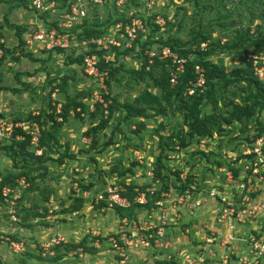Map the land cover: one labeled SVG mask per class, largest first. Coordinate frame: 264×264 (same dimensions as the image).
<instances>
[{"label": "rangeland", "instance_id": "374dc122", "mask_svg": "<svg viewBox=\"0 0 264 264\" xmlns=\"http://www.w3.org/2000/svg\"><path fill=\"white\" fill-rule=\"evenodd\" d=\"M185 2L183 3V0L157 1V10L165 13L168 18L173 20L177 16H182L181 19H183L184 27L181 28L182 33L178 35H181L184 40L190 37L189 34L192 28L209 33L212 39L220 38L221 40L230 38L234 35L235 30H241L247 25L253 31L256 24L262 23L264 30L263 17H259L258 15L262 7L261 0H189V2ZM142 3L143 0H137L133 3V7L138 6L143 8ZM181 4L185 5L184 11L178 10ZM8 5L9 3L0 1V49L2 51V58H4L0 69V86L22 90L20 93L7 89L0 90V113L3 114L1 118L4 120L10 122L23 121L29 112H41L45 115L50 111V106L53 104L57 106L58 103L56 101L59 104L64 102V94L60 90H56L50 97L47 94L51 86L48 81L54 78V76L57 79L66 77L68 94L70 96L79 95L81 98L89 101V104L91 101L94 102L98 99H102L101 101H103L100 95L102 91L104 93L108 91L110 97L113 96L121 102L134 103L141 96L143 90H148L151 94L156 95L158 98L157 103L163 104L161 101V90L152 85L151 79H146L145 81L141 79L139 82H136L127 77H122L125 72L119 70L117 74L119 80L113 82L109 89H105L103 77L101 78L99 75L88 76L84 73L82 64L76 62L69 64L66 62L78 58L80 52H83V48L73 46L69 50L59 52L56 48L48 50L43 43H39L33 39V34L39 29H49L51 27L50 23L59 22L61 10L64 6L60 7L57 4V10L43 13L36 11L31 6V3H28V7L17 6L9 12L7 11ZM203 6L205 7L203 8ZM120 9L125 13V10L129 8L125 6V10H123V6ZM122 12L113 6L111 0H105L102 6H89L86 18L90 24H96L97 27L102 26V24L109 26L110 16L114 17ZM175 13L177 15H174ZM250 13H254V17H249ZM218 18H220V21ZM6 20L25 26L26 30L22 33L25 44H22V46L18 45L15 29L7 26ZM107 34L110 37L116 34L112 26L108 29ZM158 35L153 36L157 37ZM165 35L164 30H162V36ZM202 45L204 46L205 44ZM21 50L29 52L35 60L21 56ZM4 51L6 54H4ZM108 57L112 59L113 54H110ZM212 58L214 61L222 62L227 68L231 64L233 65V60L229 54L217 53ZM236 62L238 64V61ZM117 64H122L126 68H137L139 60L128 54L120 55L118 56ZM17 72H21L18 75L19 81L15 77ZM27 72L35 73L32 76H28ZM154 74H157V69L154 70ZM91 91L93 97H87ZM226 94L228 98L236 100H239L243 96V92L234 86H230ZM95 95H98V99L95 98ZM138 103H143V101L139 100ZM104 105L106 104L104 103ZM91 107L94 108L93 105ZM57 109H59V105ZM203 110L204 112L210 111V107L207 106ZM221 110L224 109L221 108ZM122 116L118 112L114 113L107 122V125L103 129L98 130L96 134L97 143L93 145V148H89L91 146V137L84 135V133L89 125L96 126L99 122L98 118L93 121L88 119L77 120L70 115L62 126L56 130L58 143L61 145L67 144L73 157L67 158L66 163L62 165H57L53 161L41 164L40 171L45 166H47L48 170L46 168V174L36 179V189L34 191L29 189V183L24 181V179H20L19 184L22 190H13L7 193V195H10L8 199L9 204L6 205L4 203L3 206H0V264H70L76 259L72 264H84V248H86L84 246H81L83 250H76L75 253L71 254L72 256L70 255V258L68 256V259L61 261L62 263L53 259L59 256L58 252L68 248L63 244H73L78 241L84 242L85 246H87V242L88 244L92 242L91 246L94 247L100 244L102 252L107 254L111 252L110 257L117 254L110 246V237L113 235L99 233V227L97 226L98 228H96V225L101 223L100 214H102L108 218L105 222L106 226L113 227V225H118L119 229L117 230L120 231L123 216L120 217L118 213V217L115 218L118 220L116 222L113 219L116 211L110 209H105L107 212L95 210L91 206L92 204H90L92 197L94 195L98 196L100 191L109 183L120 186H123L126 182L136 183L138 184L137 188H139L148 182V186L155 190V185H150V179L141 176L136 177V173L139 172L136 169L138 167L140 170H145L143 168V166H146L145 160L147 162L154 161V155L158 153L156 145L158 144L160 134L166 135L171 131L176 132L182 127L181 116L173 109L169 110L165 117L157 116L155 118L123 120ZM138 122L144 123L143 128L140 130L136 127ZM161 122L164 124V128L158 131L157 128ZM258 122L264 125V110L260 113L257 111L253 113V117L250 119L248 125L250 127L247 132L249 136H253L257 132L256 127ZM24 129L30 133L33 127L29 128V125L25 123ZM225 129L221 146H226V142L224 143V141L228 138L230 139L235 136L241 139L245 138L246 133L240 132L239 126L236 124L227 126ZM133 130L137 132L135 131L132 134ZM205 140H201L199 146L207 150L209 148L215 150L213 148L215 140L209 141L207 138ZM231 143L235 146L237 141ZM241 144V150L243 151L244 143ZM103 145L106 146L104 150L97 152ZM196 146H198L197 143H191L187 147V150H192ZM31 148L34 149V145L31 144ZM166 154H168V160H165L168 164L167 169L169 172L174 173L173 171L180 168L179 166L182 161L174 157L175 152L167 151ZM188 155L189 168L192 164L194 165L192 172L194 173L195 171L197 174H200L202 171L207 170L206 174L208 177H206V182L210 185L209 189L212 186H218L213 181L218 178L221 179L219 176H222L223 169L220 167L214 173L212 167L209 166L212 164L211 162L206 163L202 156L200 159V155L199 157L198 155L192 157L190 153ZM236 156L237 153H234L232 160ZM197 159L198 162L196 161ZM227 159L225 157V160ZM134 160L143 163H140V166L133 165ZM12 164L11 157L4 151H0V179L3 174L17 171V169H13ZM117 165L120 167L119 171L112 172L114 166ZM128 167L132 168H130L131 172L127 171V174H121ZM133 169L135 170L134 175H132ZM185 171L181 174L183 178L185 177ZM241 172L243 177L247 176L243 169ZM210 173L214 174L210 175ZM214 175L215 177H213ZM172 176L174 178V175ZM90 182H94L93 187L91 190H86L84 187L90 184ZM160 187L159 185L157 189H160ZM4 188L6 189L7 186L3 187L2 190ZM163 192L168 193L167 196L159 198L165 210L166 207L163 205V201L165 199L170 201L169 193L170 195H172V192L178 193L170 187L167 190H161L160 193L162 194ZM45 195L48 196V200H45ZM75 197H83V202L78 209H72ZM156 200L154 199V201ZM89 205L91 207H88ZM89 209L91 211H88ZM36 210L40 213L46 212L45 216L39 217L40 219L35 218L33 214ZM139 210L140 208L134 209L130 216H133ZM94 212L96 215L92 214ZM107 229H110V227H107ZM72 231L73 235H71ZM97 232L99 235H97ZM55 235H61L64 239L62 240L63 243L58 247L53 246V243L50 242L52 236ZM12 242L17 245L22 244V246L15 245L11 247ZM88 254L86 253V256Z\"/></svg>", "mask_w": 264, "mask_h": 264}, {"label": "trees", "instance_id": "16d2710c", "mask_svg": "<svg viewBox=\"0 0 264 264\" xmlns=\"http://www.w3.org/2000/svg\"><path fill=\"white\" fill-rule=\"evenodd\" d=\"M0 1L9 3L7 8L8 12L17 6L28 7V3H30V0ZM67 1L68 0H57V4L60 7H63L66 5ZM135 1L137 0H130L125 6L130 9ZM184 2L187 3L189 0H183V3ZM112 4L117 10L122 12L113 2ZM184 6L185 5L181 4V7H178V10L184 11ZM261 6L260 14L258 15L259 17H263L264 22V0H261ZM204 7L205 6H203V8ZM135 14L138 16L140 15V17L143 18L139 12ZM157 14L161 15L164 19L162 25L156 24L152 20ZM174 15H177V13ZM249 17H254V13H250ZM125 18L126 14L122 12L117 16H110L109 26L102 24V26L97 27L96 24H90L85 17L82 25H78L71 30L76 34L78 39H96L102 37V35H106L108 29L119 20L124 22L126 20ZM181 18L182 16H177L172 20L168 18L165 13H162L161 11L159 12L156 9L151 16L144 19L148 27L147 32L139 34L132 42L131 47H125L124 45H109L108 47L103 48L102 45H98L95 42H89L86 52L83 50V52H80L78 58L66 61L69 64L73 62L83 64L84 52L96 57V67L98 72L103 75L105 89H109L113 82L119 80V78H117L119 70L125 72L123 76L121 75L122 77H127L136 82H139L141 79L143 81L151 79L152 85L161 90V101L163 104L157 103V96L151 94L148 90H143L141 96H139L134 103L121 102L113 96L110 97L108 91L106 93L102 91L100 95L103 98V101H91L89 104V101L81 98L79 95L70 96L68 94L66 77L57 79L54 76V78L48 81L51 86L47 94L50 97L56 90H60L64 94L65 101L61 104L56 101V103H58L57 106L59 105V109L53 104L50 106V111L47 114L44 115L41 112H29L23 119V122H26L29 125V128H32L33 124L37 126V146L34 147V149L31 148V134L22 127H15L10 137L0 138V151H4L11 157L13 169H17V171H11L1 176L0 206H3L4 203L8 205V199L10 198V195H3V187L7 186L16 191H20L22 189L19 181L20 179H24V181L30 184L29 189L34 191L36 189V179L38 177H43L48 170L47 166H45L44 168L42 167L43 170L40 171L41 164L47 161H53L56 162L57 165H62L66 163L67 158L73 157L68 145L59 144L56 136V130L62 126L70 115L77 120L88 119L93 121L97 118L99 119L96 126L89 125L84 133V135L91 137V146H89V148H93V145L97 143L96 134L98 133V130L103 129L112 115L116 112L123 115V120L155 118L157 116L165 117L169 110L172 109L181 116L182 127L179 128L180 130L178 129L176 132L171 131L166 135L160 134L159 136V141L156 145L158 153L154 155V161H150L153 167L152 176L149 177L146 175L147 166H143L145 170H140L138 167L136 169V171L139 170L141 177L150 179V185H155L156 187L155 191L153 194H150L149 192L145 194L146 202H134V196L140 191H145L146 188L150 186H148V182H146V184L144 183L139 188H137L138 184L136 183H125L121 186L124 190L120 191V195L126 197L130 201V206L124 208L115 205L112 208L119 213L120 216L131 218L130 214L134 209L139 207L142 208V206L149 207L155 205L154 199H159L161 197V190H167L169 187L179 195L186 190L193 192H203L204 190V194H208L211 188L209 189L210 185L206 182V177H208L206 174L207 170L202 171L200 174H197L195 171L193 173L192 169L194 165L192 164L189 168L188 153H190V156L192 157L197 155L199 157L200 155V159L203 157L206 163L211 162L212 164L209 166H211L213 170L215 168L214 171L221 166L225 168L223 173L230 171L231 174L233 173L232 175L234 178H239L238 174L242 171L244 163L252 157L251 155H245L242 153L241 143H244L243 146H246L257 137L264 136V125H261L260 122H258L256 127L257 132L253 134V136L247 134L250 129L248 125L250 119L253 117V113L255 111L260 113L264 110V82L254 73L252 59L249 57L252 53H264L263 24H256L253 31L248 25L241 30H235L234 35L225 40H221L220 38L212 39V36L209 33L192 28L189 34L190 37L184 40L181 35H178L182 33L181 28L184 27L183 19ZM218 20L220 21V18H218ZM5 23L10 28L15 29L14 31L18 40V45L22 46V44H25L22 38V33L26 30L25 26L12 23L8 20H6ZM50 26V28L55 27L61 31L58 22H52L50 23ZM162 30H164V33L166 34L165 36H162ZM118 33L114 36L121 40ZM153 35L158 36L155 37ZM202 44L205 45L203 46ZM164 46H168L179 56L187 58L185 68L183 72L179 74L178 80L174 85H171L169 82V74L172 69L170 61L167 59H159L157 55L149 56V52H158V50ZM56 49H58L59 52L65 51L62 48ZM217 53L230 55V58L233 60V65L231 64L228 67L229 70H226L227 67L222 62L213 60L212 57ZM4 54H6L5 51ZM110 54H113L112 59L109 57L107 58ZM127 54L139 60V66L137 68H126L123 67L122 64H117L118 56ZM20 55L35 60L29 52L21 50ZM150 59H152L151 63L149 62ZM235 60L238 61V64ZM2 62H4V58H2L1 55L0 69L2 67ZM196 64L203 67L205 83L203 86L197 87L193 94H188L190 83H192V81L198 76V73L195 70ZM155 69H157V74H154ZM19 73L21 72L15 74L18 81ZM34 73L35 72H27L26 74L32 76ZM230 86H234L243 92V96H241L239 100L227 97L226 93ZM1 89H7L15 93H20L22 90L7 86H0V90ZM89 96L91 98L93 97L92 91L89 92L87 97ZM139 100H142L143 103H138ZM104 103L106 105H104ZM92 105L94 106L93 109H91ZM207 106L210 107V111L204 112L203 109ZM221 108L224 110H221ZM0 117H3L2 113H0ZM232 124L238 125L240 132L246 133L244 136L245 138L241 139L238 136L230 139L228 138L224 141V143L226 142V146H221L226 131L225 127ZM163 125L162 122L159 124L157 128L158 131L164 128ZM143 126V122H138L136 127L140 130ZM135 131L136 130H133L132 134ZM202 137L207 138L209 141L214 139L215 146H213V148H215V150L209 148L207 152H204L199 149L198 146L192 148V150H187V147L191 143L199 144L200 138ZM236 141L238 145H232L231 142ZM105 147L106 146L103 145L97 152L104 150ZM36 148L41 151L39 154L36 153ZM167 151L175 152L174 157H177L182 161L179 166L180 168L175 171L172 170L174 173L169 172L167 169L168 164L165 161L166 159L168 160V154H166ZM234 153H237V156L232 160V155ZM212 156L213 158H211ZM225 157L228 159L225 160ZM144 158L146 157L144 156ZM198 159L196 160L197 162ZM134 161L133 165L140 166L138 160ZM131 167H128V169L121 172V174H127V171L131 172ZM119 169L120 167L118 165L114 166L112 172H118ZM184 171L185 177L183 178L181 174H183L182 172ZM134 173L135 170L133 169L132 175H134ZM170 173L174 175V178ZM259 175H262L264 178L263 172L258 173V176ZM133 177L135 178V176ZM247 177L248 176H242L239 180L246 181ZM167 181L169 182L168 184ZM93 183L94 182H90V184L86 185L84 188L86 190H91ZM159 185L161 187L160 189H157ZM213 187L214 186H212V188ZM104 188L101 191H103ZM45 200H48L47 195H45ZM82 202L83 197H75L72 209L80 208ZM100 203L103 204L104 201H101ZM128 208L129 210L125 211V209ZM45 213H40L36 210L33 215H35V218H39L45 216ZM261 230L257 235H260ZM114 236L117 237L118 235ZM61 243L63 242L53 244V246L58 247ZM83 243L84 242L80 241L78 243L63 245L68 248L84 246L86 247L84 249H87V246ZM151 247L153 246L151 245Z\"/></svg>", "mask_w": 264, "mask_h": 264}, {"label": "built area", "instance_id": "2783aa9c", "mask_svg": "<svg viewBox=\"0 0 264 264\" xmlns=\"http://www.w3.org/2000/svg\"><path fill=\"white\" fill-rule=\"evenodd\" d=\"M104 1L105 0H68L66 5L61 10L62 13L58 22L61 31L55 27L49 29H39L33 34V39L39 43H43L45 48L48 50L55 48L67 50L73 46H81L86 52L89 42H95L98 45H102L103 48H106L109 45H124L125 47H131L132 42L139 34L147 32L148 27L144 19L151 16L157 9L158 0H143V8L132 6L130 9L126 10L125 5L130 0H111L119 9L124 6L123 10H125L126 20L124 22L119 20L112 26L116 33L119 32L118 34L121 40L116 38L114 35L110 37L108 34L102 35V37L96 39H78L76 34L73 33L71 29L83 24V20L87 16L88 6H101L104 4ZM30 3L31 6L38 12L44 13L51 10H57V0H30ZM138 12L143 16V18L140 17V15L138 16L135 14ZM152 20L154 23L159 25L164 23L163 17L159 14H157L154 19L152 18ZM85 52L82 64L84 73L88 76L99 75L102 78L103 75L98 72L96 67V57ZM1 53L2 51L0 49V56ZM155 55H157L159 59H167L170 61L172 69L169 74V82L171 85H174L178 80L179 74L182 73L185 68L187 58L179 56L168 46L162 47L158 50V52H149L150 57ZM249 57L252 59L254 73L264 82V53H252ZM149 62L151 63L152 59H150ZM195 70L198 73V76L194 81H192V83H190L188 94H193L197 87H201L205 83L203 67L196 64ZM226 70L229 69L227 68ZM95 98L98 99V95H95ZM101 100L98 99L96 101ZM91 109H93V107H91ZM25 123L26 122L23 121L10 122L0 117V138L10 137L15 127L24 128ZM33 130L30 131V143L36 147L38 143V128H36L35 124H33ZM243 148L242 153L245 155H251L252 157L244 163L243 170L246 172L248 177L246 178V181H239L237 190L238 193L233 195L234 193H229L230 190H219L216 188H211L208 193L210 197L217 199L223 205L222 211L224 215L234 217L240 223H245L252 217L256 216L259 212L264 211V201L254 200L252 195L257 191L258 181L263 178L262 175L258 176V173H264V136L257 137L246 146H243ZM35 151L37 154L41 152L37 148ZM144 163L147 166L146 175L152 176L153 167L151 162H147L145 160ZM221 169H223V171L225 170L224 167H221ZM226 173L232 180L230 171H226ZM138 176H140L139 172L136 173V177ZM126 184L129 183L127 182ZM13 190L14 189L7 187L2 190V193L6 196L8 192ZM122 190H124L123 187L114 183H109L105 186L104 190L98 194V196L94 195V197H92L93 201L91 203L100 207L102 210L112 209L115 205L127 208L130 206V201L126 197L120 195V191ZM154 191L155 190L153 188L147 187L145 191L138 192L134 196L133 201L144 203L146 202L145 194L148 192L153 194ZM167 195L168 193L163 192L161 197ZM101 201H104V203L101 204ZM154 203L159 207L160 222L158 224H153L150 221L138 224L140 221L137 222V220L124 217L121 220L122 227L118 232V236L113 237V235V238L110 237L111 249L114 252H117L116 256L120 258L121 264H126L129 253L132 250L147 248L151 245L155 247H163L167 245L166 241L163 239L165 235V226L167 224V215L163 209H160V207H162L160 199L156 200ZM233 238V234L229 233L227 234L224 242L232 240ZM62 240L64 239L61 235H55L52 236L50 242L53 244H59ZM206 241L211 242L209 238H207ZM249 241L250 256L239 257L236 264H264V260L262 259L264 254V227H262L260 235H251ZM15 245L17 244H14V242L11 243V247ZM19 245L22 246V244H18L17 246ZM204 261L205 260L202 255L194 256L192 254H186L183 256V264H203ZM221 264H228L227 257L223 259Z\"/></svg>", "mask_w": 264, "mask_h": 264}, {"label": "crops", "instance_id": "0c3cea01", "mask_svg": "<svg viewBox=\"0 0 264 264\" xmlns=\"http://www.w3.org/2000/svg\"><path fill=\"white\" fill-rule=\"evenodd\" d=\"M205 139V137L200 138V142ZM199 144L198 148L207 152V149L201 148ZM215 172L216 171H214V173ZM214 173H210V175ZM232 174L231 180L226 173L222 172V176H219L221 179L218 178L213 181L218 184V186L214 187L219 190H230L229 193L232 192L234 193L233 195H236L238 193V184L240 181L239 179L242 177V172H239V178H234ZM213 177H215V175ZM257 184V191L253 194L254 200L264 201V180H259ZM204 192V190L203 192H188L186 190L181 195L173 192L172 195H170L169 193L170 201L165 200L163 204L167 212L163 207H160L167 215V224L165 226V235L163 238L167 245L158 248L152 245L153 247L149 246L143 249L139 248L132 250L129 253L126 264H183V256L186 254H192L194 256L202 255L205 260L203 264H221L226 257L228 264H236L239 257H249V238L251 235H257L261 228L264 227V211L259 212L247 222L240 223L234 217L224 215L222 211L223 205L217 199L210 197L208 194H204ZM91 206L95 210L107 212V209L102 210L94 204ZM91 206L89 205L88 207ZM110 210L115 211L113 209ZM126 210L128 211L129 208L125 209V211ZM88 211L91 210L89 209ZM92 214L96 215L95 212ZM159 215L158 206H142V208H140L138 212H135L130 219L137 220V222L140 221L138 224L148 221L153 224H158L160 222ZM113 216V219L117 222L118 220L115 218L118 217V213L116 212V215ZM124 217L126 216H123L122 219ZM107 219L106 215L100 214L101 223L96 225V228L99 227V233H104V235H118V225H113V227L106 226L105 222ZM107 227H110V229H107ZM99 233L97 232V235H99ZM229 233H232L234 238L224 242ZM71 235H73V231ZM207 238H209L211 242H207ZM72 242L74 241L72 240ZM91 243L92 242H89L88 244L87 242V249H84V264H121L120 258L116 255L110 257L111 252L110 254L102 252V246L100 244L94 247L91 246ZM81 249L82 247L63 249L58 252L59 256L53 259L61 262L68 259V256L70 258L72 256L71 254L75 253L76 250ZM86 253H89L88 256H86ZM262 259L264 260V254ZM76 260L72 261V263Z\"/></svg>", "mask_w": 264, "mask_h": 264}, {"label": "clouds", "instance_id": "9594fccd", "mask_svg": "<svg viewBox=\"0 0 264 264\" xmlns=\"http://www.w3.org/2000/svg\"><path fill=\"white\" fill-rule=\"evenodd\" d=\"M130 219V218H129Z\"/></svg>", "mask_w": 264, "mask_h": 264}]
</instances>
